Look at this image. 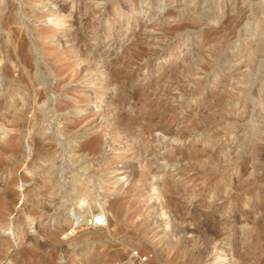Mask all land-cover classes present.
I'll return each instance as SVG.
<instances>
[{"label":"rangeland","instance_id":"1","mask_svg":"<svg viewBox=\"0 0 264 264\" xmlns=\"http://www.w3.org/2000/svg\"><path fill=\"white\" fill-rule=\"evenodd\" d=\"M259 93L264 0H0V264H264Z\"/></svg>","mask_w":264,"mask_h":264},{"label":"bare ground","instance_id":"2","mask_svg":"<svg viewBox=\"0 0 264 264\" xmlns=\"http://www.w3.org/2000/svg\"><path fill=\"white\" fill-rule=\"evenodd\" d=\"M113 1V0H112ZM47 4V3H46ZM118 7V5H116L114 7V9ZM128 7H126L127 9ZM63 9V7H62ZM65 10V9H64ZM128 10V9H127ZM103 11V10H102ZM128 12H138V9L137 7H135L134 9H131V10H128ZM102 17V16H101ZM196 24V23H195ZM76 25V24H75ZM128 31H129V28H128ZM69 36L68 39L65 41V44H69L71 47H75V46H78V44L80 43V37L78 34H71V35H67ZM58 37V36H57ZM54 38V37H52ZM63 41V40H62ZM137 45V44H136ZM168 45V44H167ZM161 46V49L162 50H165L167 48H169V46ZM249 46V45H248ZM255 48V47H254ZM77 49V48H76ZM251 49V52L252 54H257L258 52L261 51L260 48H256V49H253L252 47L250 48ZM249 49V50H250ZM24 50V49H23ZM149 49H146V48H142L140 47V51L137 53V55H135L132 59H130V61H128L127 63L123 64V66L121 67V69H116L114 70L115 74H114V79L112 80V77L110 78V81H113V82H116L117 85L121 86V87H124L125 86V82L127 80H131V77L129 76H134L133 73L134 71L131 69L130 65L133 63V62H136L138 61L139 59H142L144 58V56L147 54V53H150L148 52ZM47 51V50H46ZM83 51V50H82ZM159 54V51L158 50H152L151 52V55L154 56V57H157V55ZM95 56V55H94ZM24 59V58H22ZM121 59V58H120ZM155 60H157V58H150L148 61H147V64H153L155 62ZM116 61V60H114ZM117 63V62H116ZM251 63V74L250 76H252L255 71H256V67L253 65V62H250ZM26 65V64H25ZM49 65V64H48ZM27 67V66H26ZM30 67V66H29ZM249 67V66H248ZM250 68V67H249ZM107 70H111L110 66H108V68H106ZM260 69V68H259ZM89 70V69H88ZM98 70V69H97ZM219 74H221V72L219 71ZM23 76V75H21ZM98 78V77H97ZM207 82V80H202V81H199V83L201 85H205V83ZM236 85V84H235ZM257 87V86H256ZM258 88H261V87H258ZM127 92V91H126ZM241 92L245 93V90L244 89H241ZM138 93V92H137ZM260 94V93H259ZM257 95V97L255 99H253L255 101V106L256 107H261L262 109L264 108V99L262 97V95ZM139 95V94H138ZM130 96H132V94H126L125 96L123 97H120L119 98V104L120 105H125L127 104L128 102V99L130 98ZM135 97V96H134ZM218 100V99H217ZM223 100V99H222ZM246 100H248V97H246ZM40 101V100H39ZM221 101V100H220ZM91 102V101H90ZM253 102V101H252ZM4 106V105H3ZM6 109V108H5ZM242 109V108H241ZM252 109V108H251ZM252 111V110H251ZM74 112V110H73ZM76 112V111H75ZM75 114V113H74ZM115 115L113 116L114 117V120H120L121 124L126 126L127 128H143L144 125H143V122H148V120H150V118L152 117V114L151 113H142L141 112V109L138 108L137 106V111L135 112V115L133 113H126L125 115H120L119 113L116 115V113H114ZM251 114V112H250ZM186 120V119H185ZM235 120V119H234ZM187 121V120H186ZM4 121L2 119H0V124H3ZM218 125V124H217ZM155 130V129H154ZM153 130V131H154ZM157 130V129H156ZM259 130V129H258ZM260 132V131H259ZM170 134V133H169ZM251 140V139H250ZM12 142V141H10ZM251 142V141H250ZM100 145H101V141L100 139L96 138V139H93L90 144H89V149H91L92 151H97L99 148H100ZM262 146V145H261ZM13 148V146H11ZM37 147V146H36ZM132 155V154H131ZM178 155L176 151H171V152H167L163 158L166 159V161H171V159H174V157ZM216 156V155H215ZM181 161V160H180ZM247 162V161H246ZM135 168V166H134ZM133 170V169H131ZM139 172V171H138ZM229 172V169L227 168H223L222 169V173L226 174ZM137 173V172H135ZM139 174V173H138ZM9 195V194H8ZM177 198V197H176ZM5 203V202H4ZM114 207H116V205L114 204L113 205ZM170 212V211H169ZM101 216V213L98 214ZM95 218L93 217L92 220H87V225L89 227H92L91 224H92V221L94 220ZM75 220V217L71 215V217L69 219H67V221H69V224L71 225ZM176 226H177V223H175ZM181 227V226H180ZM11 225H9L5 220L1 219L0 220V233L2 230H4V232L8 231V232H11ZM183 229V227H182ZM67 233V232H66ZM209 233V232H208ZM66 235V234H65ZM213 235V234H212ZM68 236V235H67ZM169 239V238H168ZM255 239V238H254ZM166 241V240H165ZM255 241V240H254ZM241 260V259H240Z\"/></svg>","mask_w":264,"mask_h":264},{"label":"built area","instance_id":"3","mask_svg":"<svg viewBox=\"0 0 264 264\" xmlns=\"http://www.w3.org/2000/svg\"><path fill=\"white\" fill-rule=\"evenodd\" d=\"M107 224V217L105 215L96 217L91 226L93 228H103ZM124 264H154L146 253L140 249H131L127 254Z\"/></svg>","mask_w":264,"mask_h":264}]
</instances>
